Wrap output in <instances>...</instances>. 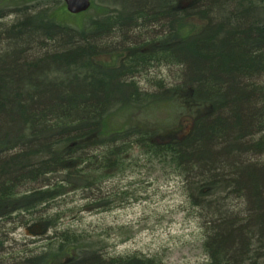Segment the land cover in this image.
<instances>
[{"label":"trees","instance_id":"16d2710c","mask_svg":"<svg viewBox=\"0 0 264 264\" xmlns=\"http://www.w3.org/2000/svg\"><path fill=\"white\" fill-rule=\"evenodd\" d=\"M202 1L205 26L173 44L164 40L177 36L187 16H121L146 14L141 8L148 0H123L117 15L97 16L83 28L54 16H0V208L6 210L0 211V249L8 238L1 228L12 215L56 226L48 212L55 198L68 190L91 192L135 147H146L183 176L211 264H261L264 255L249 253L256 244L264 247V16L240 11L249 0ZM258 1L252 2L264 12ZM113 54H121L119 64L99 59ZM168 61L180 79L169 92L142 89L132 97L133 83L127 92L126 77ZM187 104L192 126L184 136L160 139L149 126L123 122L137 110L188 115ZM5 153L16 158L11 170ZM95 190L103 194L101 186ZM54 237L57 250L26 264H46L52 253L60 264H161L105 257L81 234ZM67 244L76 246V256L64 255Z\"/></svg>","mask_w":264,"mask_h":264},{"label":"rangeland","instance_id":"374dc122","mask_svg":"<svg viewBox=\"0 0 264 264\" xmlns=\"http://www.w3.org/2000/svg\"><path fill=\"white\" fill-rule=\"evenodd\" d=\"M25 6L20 0H0V7L7 11L8 20H14L15 13L20 16ZM123 6V0H96L93 8L87 12L71 13L66 8L57 7L59 16L54 17L67 25L83 28L92 18L121 10ZM53 8L56 9L55 5ZM205 24L200 16H190L180 23L177 37H187ZM120 56H101L99 59L116 65L120 62ZM154 71L156 77L147 75L148 79H144L142 86L147 91H155L153 87L161 79L165 84L180 81L175 66L170 68L168 64L160 62L155 65ZM186 107L189 109L188 115L166 108L150 112L137 110L123 122L149 126L160 132V139L184 136L191 129L193 112L189 104ZM144 148L135 147L130 152V159L89 189L91 192L68 190L55 198L48 212L57 217L56 226L50 228L31 222L28 224L21 220V216L12 215L13 220L10 217L1 228L8 238L4 240V248L0 249V264H26L28 258L57 250L58 244H53L57 241L54 237L57 231L81 234L82 240L89 243L90 248L108 258L138 256L154 258L161 264H211L204 247L205 228L197 210L190 203L183 176L169 159ZM99 186L103 194L95 190ZM75 248V245L67 244L64 255L76 256L78 252ZM56 254L52 253L46 264H60L61 256Z\"/></svg>","mask_w":264,"mask_h":264},{"label":"flooded vegetation","instance_id":"af4514ba","mask_svg":"<svg viewBox=\"0 0 264 264\" xmlns=\"http://www.w3.org/2000/svg\"><path fill=\"white\" fill-rule=\"evenodd\" d=\"M96 0H90L89 6L87 9L80 11V12H72L68 9V1L67 0H20V2L24 3L25 10L20 15L28 14L27 16H59V11L57 12L59 7L66 8L71 13H81V12H87L90 9L93 8L94 2ZM116 1V0H114ZM202 0H150L149 4H155V6L150 4V7L147 8L148 10L146 14L144 13H129L126 12L124 14H121V16H187L183 20H181L180 23H183L187 21L188 16H203L200 13V7L202 4ZM14 4V3H13ZM27 5H32L31 7ZM41 5H44L41 6ZM53 5H55V10L53 8ZM158 5L162 6V9L164 10L163 13H160L159 11L162 9L156 8ZM52 7V8H51ZM58 7V8H57ZM127 7V6H126ZM191 8H195L192 12ZM199 8V10L197 9ZM0 11H3L2 7H0ZM118 12H109L104 13L103 16H112L117 15ZM7 11H3L0 13V16H7ZM17 16V13H15ZM102 16V15H99ZM158 34H164L167 31L164 30H157ZM191 34V33H190ZM189 34V35H190ZM176 34H172L168 38L164 40V42H167L168 44H173L176 41ZM159 43V42H158ZM116 55V54H113ZM112 55V56H113ZM111 56V55H110Z\"/></svg>","mask_w":264,"mask_h":264},{"label":"bare ground","instance_id":"6f19581e","mask_svg":"<svg viewBox=\"0 0 264 264\" xmlns=\"http://www.w3.org/2000/svg\"><path fill=\"white\" fill-rule=\"evenodd\" d=\"M254 2V0H249V2L243 7V8H240V11H242V13H245V14H254V16H264V12H261V11H258L257 10V8L254 6V4H253V2ZM258 3L259 4H263L264 2L263 1H261V0H259L258 1ZM146 5H144V6H142V10H146L148 7H147V5L149 6V2H146L145 3ZM151 4V3H150ZM157 3H155V4H151V5H153V6H155ZM207 7V4H206V1H203L202 2V4H201V7H200V11H204V9ZM156 8H158V9H162V6L161 5H158ZM206 10V9H205ZM231 11H233L234 12V14H235V12H236V10H234V8L232 9L231 8ZM127 12H129V13H131L130 11H127ZM160 13H163L164 12V10L162 9V10H160L159 11ZM169 16H173V15H169ZM158 34L156 33V32H154L153 34H152V36H151V38H156V36H157ZM218 38L219 39H224V34L223 33H221L219 36H218ZM126 40H128L127 38H126ZM133 53V50L131 49V47H130V49L127 51V54H132ZM135 53V52H134ZM166 64H168V66L171 68V67H174L176 64H175V62L173 61V62H170V61H168V62H166ZM154 68L155 67H152V68H149V67H147L146 68V70L145 71H143L142 72V74H143V76L142 75H139V74H137L136 72H134V73H132V76H129V77H126L124 80H123V83L125 84V87H126V90H127V92L128 93H131L132 92V90H133V85H132V83L134 84V86H136V91H133V94H132V97H135L136 95H138V94H141V92H142V89L144 88L142 85H143V83H144V79H148V77H146L147 75L149 76V75H153L152 77H156L155 76V71H154ZM156 75H159V74H157L156 73ZM138 76H140V77H138ZM146 77V78H145ZM151 80H153V79H151ZM177 83H179V81H177V82H175V83H173V84H165L164 82H162V79H161V81H159L158 80V82H157V84L158 85H155L153 88H155L156 90L155 91H157V92H161V93H163V91H168L169 92V88H171L173 85H175V84H177ZM143 90H145V89H143ZM154 91V90H153ZM152 91V92H153ZM134 92H136V93H134ZM29 149V148H28ZM5 156L8 158V162L9 163H11V165H12V167H10V170L13 168V167H15V164H17L16 163V161H14L16 158L14 157V154L13 153H5ZM17 168V167H16ZM15 168V169H16ZM14 169V170H15ZM13 170V171H14ZM213 203V202H212ZM213 205V204H212ZM1 209V208H0ZM1 212H5L6 210L2 207V209L0 210ZM261 247V248H260ZM264 247L261 245V246H258L257 244L256 245H254V247H253V249H252V251H251V253H249V257H253L254 258V256H255V254H257L258 252H259V254L261 253L262 255H259L260 257L258 258V259H260L263 255H264ZM252 258V259H253ZM260 262H261V264H264V258L263 259H260ZM234 264H237V261H234Z\"/></svg>","mask_w":264,"mask_h":264},{"label":"water","instance_id":"95a60500","mask_svg":"<svg viewBox=\"0 0 264 264\" xmlns=\"http://www.w3.org/2000/svg\"><path fill=\"white\" fill-rule=\"evenodd\" d=\"M68 9L72 12H80L88 8L90 0H67Z\"/></svg>","mask_w":264,"mask_h":264}]
</instances>
